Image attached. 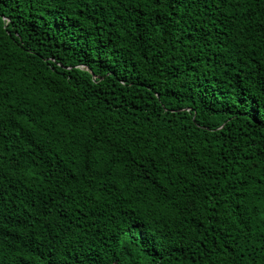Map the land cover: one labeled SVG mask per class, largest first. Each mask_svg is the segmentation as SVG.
I'll return each mask as SVG.
<instances>
[{
    "label": "trees",
    "instance_id": "trees-1",
    "mask_svg": "<svg viewBox=\"0 0 264 264\" xmlns=\"http://www.w3.org/2000/svg\"><path fill=\"white\" fill-rule=\"evenodd\" d=\"M0 264H264V0H0Z\"/></svg>",
    "mask_w": 264,
    "mask_h": 264
},
{
    "label": "clouds",
    "instance_id": "clouds-1",
    "mask_svg": "<svg viewBox=\"0 0 264 264\" xmlns=\"http://www.w3.org/2000/svg\"><path fill=\"white\" fill-rule=\"evenodd\" d=\"M166 193H167V189H164V191L161 193V195H164V194H166ZM159 226H160L161 228H165V222H164V221H161L160 224H159Z\"/></svg>",
    "mask_w": 264,
    "mask_h": 264
},
{
    "label": "water",
    "instance_id": "water-1",
    "mask_svg": "<svg viewBox=\"0 0 264 264\" xmlns=\"http://www.w3.org/2000/svg\"><path fill=\"white\" fill-rule=\"evenodd\" d=\"M117 263V262H116Z\"/></svg>",
    "mask_w": 264,
    "mask_h": 264
}]
</instances>
